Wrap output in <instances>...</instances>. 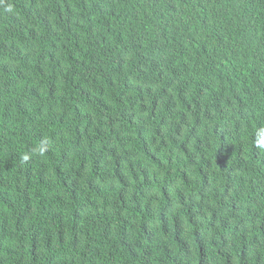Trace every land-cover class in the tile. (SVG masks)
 <instances>
[{
  "label": "trees",
  "instance_id": "16d2710c",
  "mask_svg": "<svg viewBox=\"0 0 264 264\" xmlns=\"http://www.w3.org/2000/svg\"><path fill=\"white\" fill-rule=\"evenodd\" d=\"M261 127L264 0H0V264H264Z\"/></svg>",
  "mask_w": 264,
  "mask_h": 264
},
{
  "label": "clouds",
  "instance_id": "9594fccd",
  "mask_svg": "<svg viewBox=\"0 0 264 264\" xmlns=\"http://www.w3.org/2000/svg\"><path fill=\"white\" fill-rule=\"evenodd\" d=\"M254 146L260 152H264V127L259 128L256 131V138L253 141ZM47 150V146L45 144H41L37 151L40 154H43ZM29 157L26 155L23 157L24 160H27Z\"/></svg>",
  "mask_w": 264,
  "mask_h": 264
}]
</instances>
